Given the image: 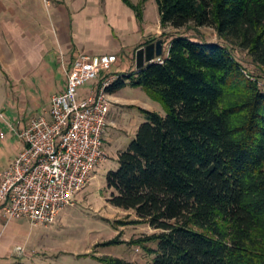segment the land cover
<instances>
[{"label": "trees", "instance_id": "trees-1", "mask_svg": "<svg viewBox=\"0 0 264 264\" xmlns=\"http://www.w3.org/2000/svg\"><path fill=\"white\" fill-rule=\"evenodd\" d=\"M123 1L142 18L144 0ZM156 2L162 28L211 27L220 40L183 33L162 63L107 88L140 86L166 111L141 108L147 120L107 173V201L160 230L135 241L158 242L153 264H264V87L232 49L264 71V0Z\"/></svg>", "mask_w": 264, "mask_h": 264}, {"label": "rangeland", "instance_id": "rangeland-1", "mask_svg": "<svg viewBox=\"0 0 264 264\" xmlns=\"http://www.w3.org/2000/svg\"><path fill=\"white\" fill-rule=\"evenodd\" d=\"M140 4L141 0H130ZM7 14L1 13L0 20ZM137 23H145L144 27L155 32L160 14L156 0H144L142 18ZM146 28V29H147ZM161 30L164 31V28ZM165 35L152 36L155 42L165 40L164 52H169V45L177 36L183 33L203 36L207 41L220 40L211 27H201L195 32L190 29L165 28ZM15 35V32H14ZM132 43L138 35H130ZM131 40V39H130ZM234 56L243 63L248 72L259 78L264 87V71L254 64L248 53L239 48H232ZM137 48L126 47L118 52V61L113 64L108 76H124L127 81L129 74H135ZM23 57L17 58L19 66L24 63ZM14 62V61H13ZM27 74L20 79L19 74L5 72L0 65V172L7 167L22 146L21 139L10 125H25L32 116L39 114L44 106L49 107L50 96L55 90L44 77L37 72L25 70ZM94 81H88L82 87H88ZM118 94L123 103H110L108 119L114 120L115 126L105 127V146L108 159L100 163L94 172V177L87 186L74 196V203L65 206L52 224L35 225L26 217L15 218L3 229L0 223V246L9 243L10 253L4 258L5 264H103V255L118 256L138 264H153L157 249V241L144 243L135 242L160 230L148 224L136 223L133 210H126L111 205L107 198L111 194L106 182L107 173L119 167L118 153L126 150L136 137L141 123L147 120L141 108H149L165 115L162 104L149 97L140 86L127 84L119 89ZM111 101V100H110ZM0 210V219L2 220ZM4 216V215H3ZM5 218V217H4ZM118 242L108 243L111 239ZM17 245L23 246L22 250Z\"/></svg>", "mask_w": 264, "mask_h": 264}, {"label": "built area", "instance_id": "built-area-1", "mask_svg": "<svg viewBox=\"0 0 264 264\" xmlns=\"http://www.w3.org/2000/svg\"><path fill=\"white\" fill-rule=\"evenodd\" d=\"M117 61L115 53H81L69 65L62 63L66 85L51 96L49 107L25 125H10L23 146L0 172V210L7 220L26 217L35 225L52 224L108 159L107 88L119 76L106 73ZM151 61L162 63L163 57ZM88 81L94 82L79 93Z\"/></svg>", "mask_w": 264, "mask_h": 264}, {"label": "crops", "instance_id": "crops-1", "mask_svg": "<svg viewBox=\"0 0 264 264\" xmlns=\"http://www.w3.org/2000/svg\"><path fill=\"white\" fill-rule=\"evenodd\" d=\"M1 13L7 15L0 20V65L20 79L25 70L37 72L55 88L51 96L66 85L62 63L69 65L81 53L118 54L134 44L138 49L163 32L160 19L153 34L145 23H137L134 9L123 0H0ZM135 34L138 38L132 43L130 35ZM164 48L165 40L163 52ZM19 57L24 63L16 66ZM88 87L81 86L79 93ZM118 92L109 93L111 103H123ZM115 123L107 120V125ZM13 220L2 215L3 229ZM8 245L0 246V264L10 253Z\"/></svg>", "mask_w": 264, "mask_h": 264}, {"label": "water", "instance_id": "water-1", "mask_svg": "<svg viewBox=\"0 0 264 264\" xmlns=\"http://www.w3.org/2000/svg\"><path fill=\"white\" fill-rule=\"evenodd\" d=\"M163 53V40L157 39L155 42L149 43L137 49L136 66L140 70L145 64Z\"/></svg>", "mask_w": 264, "mask_h": 264}]
</instances>
